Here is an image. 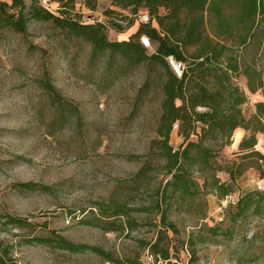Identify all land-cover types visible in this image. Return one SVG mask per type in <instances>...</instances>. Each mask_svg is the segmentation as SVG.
Returning <instances> with one entry per match:
<instances>
[{
	"label": "rangeland",
	"instance_id": "obj_1",
	"mask_svg": "<svg viewBox=\"0 0 264 264\" xmlns=\"http://www.w3.org/2000/svg\"><path fill=\"white\" fill-rule=\"evenodd\" d=\"M109 2L100 0L97 10L88 11L76 0L73 15L84 23L104 21L102 10ZM47 7L55 10L54 5ZM115 11L118 19L120 15L130 17L128 11ZM127 24L121 22L123 28ZM138 27L133 22L120 34L107 31L108 40L128 38ZM90 51L83 41H64L49 23L29 22L24 34L0 31V245L18 264H124L125 259L136 258L144 264L153 262L147 248H140L137 241L154 240V214L133 212L139 225L134 230L106 232L96 226L95 203L131 189L130 179L141 168L155 138L160 89L153 81L152 67H136L120 76L114 56L113 68L104 73L97 61L88 63ZM256 61L264 82V47ZM41 80H47L57 94L44 91ZM243 81L240 78L238 85ZM245 92L248 101L242 111L249 118L255 103L264 101V89ZM58 110L62 111L61 122ZM256 137L264 151V134ZM170 144L176 150L182 138L174 132ZM242 156L232 142L217 152L215 161L222 167L239 164L242 192L257 190L264 175L254 158L242 161ZM149 177L151 182L131 192L136 206L146 207L157 190L160 174L153 172ZM195 177L201 184L200 177ZM216 177L228 181L224 172H217ZM239 183L225 199L218 200L209 190L199 197L206 204L202 221L197 213L191 216L184 209H171L170 219L179 230L177 237L169 233L171 253L179 258H172L171 264H264V217H248L235 224L229 221L241 195ZM23 184L32 188H23ZM199 201L191 203L192 208ZM10 218L26 220L27 226L15 228ZM110 222L117 225L123 219ZM199 226H218L228 233L215 240L203 233V242L198 243ZM51 232L71 243L98 248L107 256L87 249L73 254L34 240ZM189 234L194 235L193 258L186 244Z\"/></svg>",
	"mask_w": 264,
	"mask_h": 264
},
{
	"label": "trees",
	"instance_id": "obj_2",
	"mask_svg": "<svg viewBox=\"0 0 264 264\" xmlns=\"http://www.w3.org/2000/svg\"><path fill=\"white\" fill-rule=\"evenodd\" d=\"M75 4L76 0L0 1V31L24 34L29 22L49 23L64 41L80 40L89 45L88 63L97 61L104 73L113 68L114 56L120 76L140 66L153 68V81L161 93L155 138L141 168L130 179L131 189L95 203V221L106 232H122L124 228L132 231L139 225L131 213L152 212L157 218L152 223L157 228L155 238L151 243L137 242L153 257L149 264H171L172 258L179 259L171 253L169 233L179 235L170 219L171 209L173 212L184 209L191 216L197 213L202 221L206 204L199 197L206 190L218 200L234 193L243 170L236 163L222 167L215 159L218 151L231 145L235 131L247 132L238 144L242 161L254 158L260 175H264V153L256 148V134H264V101L255 103L249 118L242 111L248 101L245 89L251 94L264 89L256 63L264 47V0H110L111 8L102 10L104 21L91 23H84L73 15ZM47 5H54L55 10ZM80 5L95 11L98 0H80ZM115 10L128 11L130 17L120 15L118 19ZM143 13L148 22L139 21ZM124 21H128L125 28L121 26ZM133 22L139 23L134 34L125 39L108 40L107 31L120 34ZM141 37L148 39L149 48L141 45ZM168 58L183 64L180 77L172 72ZM240 78L244 80L243 85H238ZM40 84L44 91L57 94L47 80H41ZM62 118V111L58 110V121ZM174 132L182 138L176 150L170 144ZM153 172L161 176L155 184L156 192L146 207L134 205L131 192L151 182L149 174ZM217 172H224L228 181H220ZM195 175L200 177L201 184ZM22 187L32 188L29 184ZM257 190L241 193L230 213L231 223L248 217H264V191ZM195 200L200 201L192 208L190 204ZM110 219H123V222L116 225ZM9 223L23 228L28 222L10 218ZM226 232L218 226H199L197 234L201 237L197 242H203L202 236L215 240ZM193 236L189 234L186 241L190 258L195 255L191 249L195 244ZM34 240L44 247L73 254L87 249L99 257L107 256L98 248L71 243L54 232ZM7 253L0 245V264H18ZM123 263L144 264L138 258L125 259Z\"/></svg>",
	"mask_w": 264,
	"mask_h": 264
},
{
	"label": "built area",
	"instance_id": "obj_3",
	"mask_svg": "<svg viewBox=\"0 0 264 264\" xmlns=\"http://www.w3.org/2000/svg\"><path fill=\"white\" fill-rule=\"evenodd\" d=\"M139 21L140 22H148L149 19L147 17L146 14H141L139 17ZM140 42H141V45L145 48H149L150 47V44H149V41L146 37H141L140 38ZM168 64L172 70V72L177 76V77H180L182 72H183V64L180 63V62H176L173 60V58H168ZM257 189L260 190V191H264V180H261L257 183Z\"/></svg>",
	"mask_w": 264,
	"mask_h": 264
},
{
	"label": "crops",
	"instance_id": "obj_4",
	"mask_svg": "<svg viewBox=\"0 0 264 264\" xmlns=\"http://www.w3.org/2000/svg\"><path fill=\"white\" fill-rule=\"evenodd\" d=\"M99 2H100V0H98V4H99ZM106 8H111L110 7V2H109V5L106 7ZM245 132L244 131H242V130H237V131H235V133H234V136H233V143L234 144H236L237 146H238V144L241 142V140L242 139H244V137H245ZM256 140H257V145H256V148H257V150H259L261 153H263L264 151H261V149H260V147L258 146V137H256ZM243 176L241 177V183H242V185L240 186L239 184V182H240V180H239V182H238V180H237V183H239L238 184V186H239V190H240V194L241 193H245V192H247V191H250V190H247V191H245V192H242L243 190H242V187H243V185H244V182H242L243 181Z\"/></svg>",
	"mask_w": 264,
	"mask_h": 264
}]
</instances>
